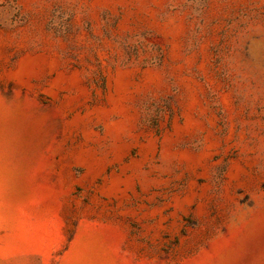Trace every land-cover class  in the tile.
Instances as JSON below:
<instances>
[{"label": "rangeland", "instance_id": "1", "mask_svg": "<svg viewBox=\"0 0 264 264\" xmlns=\"http://www.w3.org/2000/svg\"><path fill=\"white\" fill-rule=\"evenodd\" d=\"M0 264H264V0H0Z\"/></svg>", "mask_w": 264, "mask_h": 264}]
</instances>
